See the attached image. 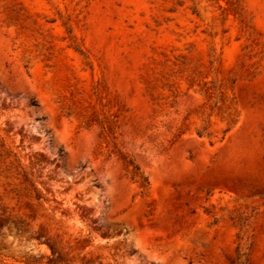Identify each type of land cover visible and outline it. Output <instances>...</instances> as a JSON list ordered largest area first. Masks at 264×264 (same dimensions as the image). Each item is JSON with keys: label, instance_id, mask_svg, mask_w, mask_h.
<instances>
[{"label": "rangeland", "instance_id": "rangeland-1", "mask_svg": "<svg viewBox=\"0 0 264 264\" xmlns=\"http://www.w3.org/2000/svg\"><path fill=\"white\" fill-rule=\"evenodd\" d=\"M239 244L264 264V0H0V264Z\"/></svg>", "mask_w": 264, "mask_h": 264}, {"label": "trees", "instance_id": "trees-1", "mask_svg": "<svg viewBox=\"0 0 264 264\" xmlns=\"http://www.w3.org/2000/svg\"><path fill=\"white\" fill-rule=\"evenodd\" d=\"M67 30H68V33L71 34V29L67 28ZM71 37H72L71 39H73V41L75 42L74 37L73 36H71ZM75 51H77L85 60H88L87 54H85L76 44H75ZM100 125H101V128L103 129L102 122H101ZM135 169L138 170L137 168H135ZM144 182L147 184L145 179H144ZM244 232H245V228H241L240 233H239V240L243 239ZM247 251H248L247 248L242 250L241 249V244H239V246L237 247V250H236L237 264H245L246 263V261H247Z\"/></svg>", "mask_w": 264, "mask_h": 264}]
</instances>
